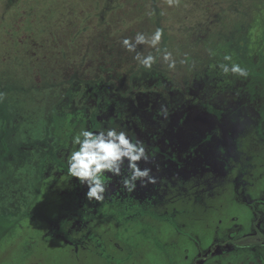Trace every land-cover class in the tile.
<instances>
[{"label": "rangeland", "instance_id": "374dc122", "mask_svg": "<svg viewBox=\"0 0 264 264\" xmlns=\"http://www.w3.org/2000/svg\"><path fill=\"white\" fill-rule=\"evenodd\" d=\"M157 28L174 69L121 45ZM85 127L144 141L155 183L90 203ZM0 222V264H264V0H0Z\"/></svg>", "mask_w": 264, "mask_h": 264}, {"label": "clouds", "instance_id": "9594fccd", "mask_svg": "<svg viewBox=\"0 0 264 264\" xmlns=\"http://www.w3.org/2000/svg\"><path fill=\"white\" fill-rule=\"evenodd\" d=\"M168 2L172 4L173 0ZM162 37L163 30L157 28L150 37L138 32L134 38L122 39L121 45L129 52H136L137 46L147 44L157 52L162 51V60L167 62L169 69H174L176 61L172 58V53L158 48ZM134 59L145 69H151L158 61L157 56L151 53L142 55L136 52ZM186 59H182L181 63H185ZM223 61L225 62L217 65L223 74L240 77L248 75L247 70L230 55H225ZM159 114L166 120L170 112L165 105H161ZM70 146L71 152L66 159L68 174L76 178L79 185L86 187L85 198L90 203L105 200L110 188L106 176L121 177V183L128 192L136 190L137 182L141 187L147 183H155V177L151 175L152 169L141 168L139 163L149 161L144 141L130 135L127 130H118L115 127L97 131L81 128L71 135Z\"/></svg>", "mask_w": 264, "mask_h": 264}, {"label": "trees", "instance_id": "16d2710c", "mask_svg": "<svg viewBox=\"0 0 264 264\" xmlns=\"http://www.w3.org/2000/svg\"><path fill=\"white\" fill-rule=\"evenodd\" d=\"M0 223H1V222H0ZM15 223H16V221H13V222H11V223H7V224H5L4 227L7 225V227L5 228V230H6V231L12 230V228H13L14 225H15ZM9 226H11V227H9ZM0 227H1V225H0ZM4 227H3V225H2L1 229L4 228ZM0 233H1V234H0V238H1V235H2L3 233H2V231H1Z\"/></svg>", "mask_w": 264, "mask_h": 264}]
</instances>
